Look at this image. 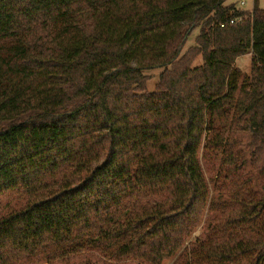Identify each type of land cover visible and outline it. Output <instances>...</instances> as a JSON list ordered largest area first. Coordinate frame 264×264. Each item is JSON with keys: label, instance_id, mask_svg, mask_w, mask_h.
I'll return each mask as SVG.
<instances>
[{"label": "trees", "instance_id": "trees-1", "mask_svg": "<svg viewBox=\"0 0 264 264\" xmlns=\"http://www.w3.org/2000/svg\"><path fill=\"white\" fill-rule=\"evenodd\" d=\"M228 1L0 0V264H264V8Z\"/></svg>", "mask_w": 264, "mask_h": 264}, {"label": "rangeland", "instance_id": "rangeland-1", "mask_svg": "<svg viewBox=\"0 0 264 264\" xmlns=\"http://www.w3.org/2000/svg\"><path fill=\"white\" fill-rule=\"evenodd\" d=\"M241 2H243L242 6H241ZM252 2H253V0H229L226 4H233V6L239 12L250 13L251 9H252V4H253ZM258 2H259L260 7L264 8V0H258ZM196 34L197 33L194 32L188 38L187 43L184 46L183 52L193 45V40H194ZM200 63H201L200 58H197L195 60V62L193 63V66H198V65H200ZM236 67L244 75H249L250 74V71H249V69H250V54L238 59L236 62ZM160 72H161V70H154V71H148V72L143 73V75L148 78L147 90L149 92L154 90V86L157 83V78H158V75L160 74ZM238 138L240 141V149L242 150V152L245 153L246 152L245 145H246V142L248 140V135L246 133H241ZM201 163H202V169H203V173L205 175L206 181L208 182L210 188H212L213 185H212L211 180L213 179V176H215V169L216 168H215V166H213L214 164L211 161L206 163L202 159ZM21 206H22V201H20V199H16L13 196L0 197V216L4 215L6 213H9L13 210H16V209L20 208ZM53 264H66V263L56 262ZM163 264H171V263L165 262Z\"/></svg>", "mask_w": 264, "mask_h": 264}, {"label": "built area", "instance_id": "built-area-1", "mask_svg": "<svg viewBox=\"0 0 264 264\" xmlns=\"http://www.w3.org/2000/svg\"><path fill=\"white\" fill-rule=\"evenodd\" d=\"M243 5V2H241V6ZM241 21V18H236V19H233L229 22V24H235V23H238ZM220 27H224V25H220Z\"/></svg>", "mask_w": 264, "mask_h": 264}]
</instances>
